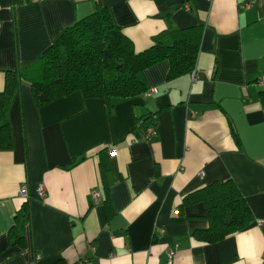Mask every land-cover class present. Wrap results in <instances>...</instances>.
<instances>
[{
  "label": "crops",
  "instance_id": "0c3cea01",
  "mask_svg": "<svg viewBox=\"0 0 264 264\" xmlns=\"http://www.w3.org/2000/svg\"><path fill=\"white\" fill-rule=\"evenodd\" d=\"M97 5L137 51L201 25L194 79H169L159 61L140 73L146 91L109 111L79 91L38 105L21 82L7 112L13 145L0 151V264H166L169 252L172 264H264V0H0V92L6 71L27 69ZM218 180L236 183L253 220L202 242L205 206L182 199ZM25 201L21 246L9 229Z\"/></svg>",
  "mask_w": 264,
  "mask_h": 264
},
{
  "label": "trees",
  "instance_id": "16d2710c",
  "mask_svg": "<svg viewBox=\"0 0 264 264\" xmlns=\"http://www.w3.org/2000/svg\"><path fill=\"white\" fill-rule=\"evenodd\" d=\"M201 28L196 25L165 29L152 38L147 48L137 51L132 40L114 23L109 9L97 5L92 13L63 28L27 69L6 71L4 89L0 92V151L10 150L13 145L7 112L21 82L30 85L38 105L79 91L85 98L102 99L109 111L114 99L143 94L146 87L140 73L159 61H168L169 79L191 73L197 60ZM259 100L264 108V87L259 91ZM99 166L107 188L108 163L104 157ZM199 202L205 206L204 218L208 222L207 228L193 231L199 241L218 242L243 230L253 220L247 200L232 180L207 184L185 195L181 205ZM28 220L29 207L25 201L9 229L13 243L24 245L23 228ZM50 264L68 263L58 257Z\"/></svg>",
  "mask_w": 264,
  "mask_h": 264
},
{
  "label": "built area",
  "instance_id": "2783aa9c",
  "mask_svg": "<svg viewBox=\"0 0 264 264\" xmlns=\"http://www.w3.org/2000/svg\"><path fill=\"white\" fill-rule=\"evenodd\" d=\"M191 74H192V77H193V79H194V72L192 71ZM258 82H259L260 85H264V77L259 78ZM154 91H155V89L153 88V89L149 90L148 93L151 94V93H153ZM154 134H155L154 125H153V124H149V125H147L146 128H145V136H146L147 138H150V137H152ZM114 152H115V148H111V149L109 150V154H113ZM200 174H202V172H201ZM44 191H45V189H44V186H43L42 184H40V185L37 186V188H36V193H37V195H38L40 198H43V197H44ZM18 194H19L21 197H23V198H28V196H29V191H28V188H27V186H26L25 184H22V185L20 186L19 191H18ZM92 196H93L94 198H97V196H98V192H97V191H93V192H92ZM172 255H173V253H172V252H169V259L167 260L166 264H172Z\"/></svg>",
  "mask_w": 264,
  "mask_h": 264
}]
</instances>
